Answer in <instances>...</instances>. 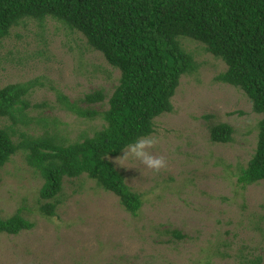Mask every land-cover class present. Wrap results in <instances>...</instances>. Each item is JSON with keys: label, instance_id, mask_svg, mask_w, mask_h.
<instances>
[{"label": "rangeland", "instance_id": "rangeland-1", "mask_svg": "<svg viewBox=\"0 0 264 264\" xmlns=\"http://www.w3.org/2000/svg\"><path fill=\"white\" fill-rule=\"evenodd\" d=\"M180 42L198 68L182 76L174 111L155 119L150 136L158 143L150 151L165 166L153 171L126 161L136 167H124L109 158L141 195L140 211H126L118 196L84 175L65 178L56 214L45 215V180L20 150L0 169V217L19 213L35 226L0 234V264H264V181L238 182L255 154L263 116L241 89L216 80L227 66L206 45ZM120 79L80 32L50 17L24 19L0 44V89L32 83L30 107L25 122L0 118V128L13 127L17 144L22 133L63 145L93 137ZM98 91L102 102H82ZM63 97L99 115L79 116ZM223 123L233 128L232 141L213 142L211 130Z\"/></svg>", "mask_w": 264, "mask_h": 264}, {"label": "trees", "instance_id": "trees-1", "mask_svg": "<svg viewBox=\"0 0 264 264\" xmlns=\"http://www.w3.org/2000/svg\"><path fill=\"white\" fill-rule=\"evenodd\" d=\"M49 17L83 34L120 70L121 79L101 114L105 124L93 137L63 145L52 137L22 133L23 140L17 144L13 127L0 128V169L18 151L27 152L28 164L45 180L41 198L49 202L42 213L56 214L65 178L84 175L118 196L126 211L133 215L140 211L141 195L128 187L109 158L121 155L120 149L137 137L152 135L155 119L174 111L172 99L182 76L198 68L182 48V37L203 43L221 59L227 71L216 80L241 89L253 111L263 116L255 154L238 182L246 187L264 181V0H0V44L24 19L43 22ZM32 87L29 82L0 89V118L25 122L23 113L30 107L26 97ZM61 100L79 116L99 115L77 109L66 97ZM103 100V92L98 91L82 102ZM232 134L233 128L223 123L211 130V139L229 143ZM34 226L19 213L0 217V234L19 235Z\"/></svg>", "mask_w": 264, "mask_h": 264}, {"label": "clouds", "instance_id": "clouds-1", "mask_svg": "<svg viewBox=\"0 0 264 264\" xmlns=\"http://www.w3.org/2000/svg\"><path fill=\"white\" fill-rule=\"evenodd\" d=\"M156 143H158V137L155 136L137 137L120 149L122 155L115 158V163L124 167H136L135 163L128 165L125 162H139L148 169L159 171L165 166V159L163 156L154 155L150 151Z\"/></svg>", "mask_w": 264, "mask_h": 264}]
</instances>
